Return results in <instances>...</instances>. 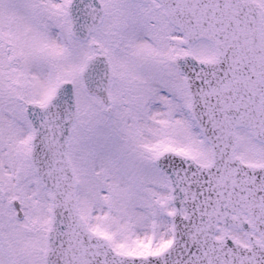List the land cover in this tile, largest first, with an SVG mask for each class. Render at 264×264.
<instances>
[{"label": "snow or ice", "instance_id": "1", "mask_svg": "<svg viewBox=\"0 0 264 264\" xmlns=\"http://www.w3.org/2000/svg\"><path fill=\"white\" fill-rule=\"evenodd\" d=\"M0 264H264V0H0Z\"/></svg>", "mask_w": 264, "mask_h": 264}]
</instances>
